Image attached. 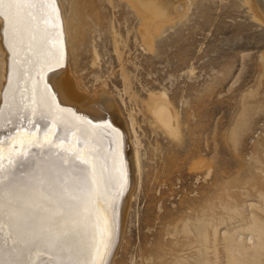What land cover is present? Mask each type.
<instances>
[{
    "label": "bare ground",
    "instance_id": "6f19581e",
    "mask_svg": "<svg viewBox=\"0 0 264 264\" xmlns=\"http://www.w3.org/2000/svg\"><path fill=\"white\" fill-rule=\"evenodd\" d=\"M55 1L0 0V264H113L135 178L141 183L140 141L131 119L130 145L124 119L108 96L77 91L68 74L73 52L68 11L64 0ZM125 1L142 20L138 33L149 50H154L162 24L179 18L180 7H188L187 0ZM96 2L84 0V5L91 10ZM244 2L264 23V0ZM73 12L78 15L74 3ZM77 33L80 40L86 38L80 23ZM97 58L96 52L94 62ZM157 96L148 99L151 123L172 140L182 141L179 114L168 107L163 92ZM21 116L27 117L25 127ZM7 121L12 124L6 132L1 127ZM193 203L180 205L181 211L189 210L168 220L166 232L163 224L169 254L178 252L173 238L181 235V250L202 243L207 252L214 241L215 259L202 249L198 264H219L222 258L225 264H264L263 206H257L260 211L242 227L221 232L216 221L214 226L201 220L208 208L201 214L200 203ZM190 220L195 221V235ZM140 256L145 264L153 255L142 250ZM176 262L181 264L180 258Z\"/></svg>",
    "mask_w": 264,
    "mask_h": 264
},
{
    "label": "rangeland",
    "instance_id": "374dc122",
    "mask_svg": "<svg viewBox=\"0 0 264 264\" xmlns=\"http://www.w3.org/2000/svg\"><path fill=\"white\" fill-rule=\"evenodd\" d=\"M96 1L90 10L84 0H64L73 40L68 74L78 92L112 100L130 145L134 120L143 168L141 186L135 178L113 264H141L142 250L153 255L145 264H177L178 258L181 264H198L202 249L215 259L213 240L208 253L202 243L181 250V235L179 240L172 235L178 252L169 254L165 232L170 221L189 210L181 211L183 204L195 206L197 201L201 214L208 208L201 220L220 224L221 232L242 227L264 208V23L254 18L244 0H187L188 7L179 9L181 17L162 24L155 48L149 50L138 33L142 20L134 8L125 0ZM78 23L86 29L83 40ZM162 92L172 104L168 107L179 114L182 141L172 140L151 123L150 98ZM189 223L195 235V221ZM220 260L225 264V258Z\"/></svg>",
    "mask_w": 264,
    "mask_h": 264
},
{
    "label": "water",
    "instance_id": "95a60500",
    "mask_svg": "<svg viewBox=\"0 0 264 264\" xmlns=\"http://www.w3.org/2000/svg\"><path fill=\"white\" fill-rule=\"evenodd\" d=\"M53 1H54L55 4H56V1H55V0H53ZM26 119H27V117H26ZM22 121H23V123H24V127H25V125H26L25 122H27V120L24 121V117H22ZM11 124H12L11 121H7V122L1 127V129H3V130L6 129V132H7V129H8V127H9V125H11ZM0 138H1L0 140L3 139V137H1V136H0Z\"/></svg>",
    "mask_w": 264,
    "mask_h": 264
}]
</instances>
